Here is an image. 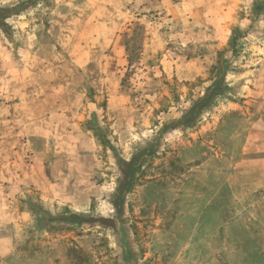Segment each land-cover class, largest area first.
Wrapping results in <instances>:
<instances>
[{"label": "rangeland", "instance_id": "374dc122", "mask_svg": "<svg viewBox=\"0 0 264 264\" xmlns=\"http://www.w3.org/2000/svg\"><path fill=\"white\" fill-rule=\"evenodd\" d=\"M0 264H264V0H0Z\"/></svg>", "mask_w": 264, "mask_h": 264}, {"label": "trees", "instance_id": "16d2710c", "mask_svg": "<svg viewBox=\"0 0 264 264\" xmlns=\"http://www.w3.org/2000/svg\"><path fill=\"white\" fill-rule=\"evenodd\" d=\"M221 83H222V79L220 78L219 80H216L215 83L208 89V94H210V97L208 99L213 97V95H215L219 91L224 90V87L220 88ZM193 113L195 114V110L193 111ZM194 119L195 117L193 115L190 121L193 122ZM147 155H148L147 152H142L139 155H136L135 157H133V159L130 162L127 163L126 168L122 169V174L124 175L125 178V185L121 188L119 196L117 197L118 201L122 200L124 194L131 189L133 182L132 175L135 171H137L140 168V165L143 163V160ZM114 205L117 208L118 202L114 203ZM86 220L88 219H84L77 215H70L64 218V221L70 224H80L86 222Z\"/></svg>", "mask_w": 264, "mask_h": 264}, {"label": "crops", "instance_id": "0c3cea01", "mask_svg": "<svg viewBox=\"0 0 264 264\" xmlns=\"http://www.w3.org/2000/svg\"><path fill=\"white\" fill-rule=\"evenodd\" d=\"M154 1H157V3H160V2H162L163 0H154ZM159 5V4H158Z\"/></svg>", "mask_w": 264, "mask_h": 264}]
</instances>
